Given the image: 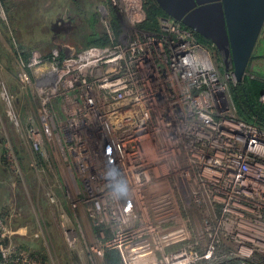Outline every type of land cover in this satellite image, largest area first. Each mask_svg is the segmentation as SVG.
<instances>
[{"label": "built area", "instance_id": "2783aa9c", "mask_svg": "<svg viewBox=\"0 0 264 264\" xmlns=\"http://www.w3.org/2000/svg\"><path fill=\"white\" fill-rule=\"evenodd\" d=\"M147 1L107 0L99 9L106 45L44 61L38 92L60 112L45 113L27 138L38 150L51 128L70 176L71 212L85 206L97 231L92 257L264 264V130L239 118L231 72H220L191 31L166 17L158 32L138 35ZM108 166L127 179L128 199L110 198ZM57 220L72 236L67 217ZM15 235L0 212V264H42Z\"/></svg>", "mask_w": 264, "mask_h": 264}, {"label": "rangeland", "instance_id": "374dc122", "mask_svg": "<svg viewBox=\"0 0 264 264\" xmlns=\"http://www.w3.org/2000/svg\"><path fill=\"white\" fill-rule=\"evenodd\" d=\"M106 1L0 0V212L7 216L11 228L19 231L13 239L39 255L42 264H108L105 254L96 258L88 253L87 247L97 239L87 208L82 206L71 212V200L64 196L70 176L51 128L40 130L38 150L27 138L30 127L42 126L45 113L60 112L56 101H46L38 92L43 84L42 64L93 46L103 35L107 44L99 11ZM59 20L74 26L68 36L57 37L61 45L70 44V54L63 55L51 42V26ZM113 23L119 32L116 13ZM144 24L137 28L138 35L149 31ZM257 44L246 75L264 82V56L261 59L259 55L264 27ZM60 93L57 87L56 94ZM262 93L264 89L257 100L264 105L260 102ZM256 120L252 118L253 123ZM48 192L56 196L55 206L49 204ZM60 213L67 217L72 236L65 238L59 229ZM108 235L105 233L104 237ZM116 254L119 260L115 264H122ZM113 263L112 260L109 264Z\"/></svg>", "mask_w": 264, "mask_h": 264}, {"label": "water", "instance_id": "95a60500", "mask_svg": "<svg viewBox=\"0 0 264 264\" xmlns=\"http://www.w3.org/2000/svg\"><path fill=\"white\" fill-rule=\"evenodd\" d=\"M154 2L168 18L210 41L233 82L243 81L264 27V0ZM58 23L63 22L59 20L54 25Z\"/></svg>", "mask_w": 264, "mask_h": 264}, {"label": "trees", "instance_id": "16d2710c", "mask_svg": "<svg viewBox=\"0 0 264 264\" xmlns=\"http://www.w3.org/2000/svg\"><path fill=\"white\" fill-rule=\"evenodd\" d=\"M145 13H146V21L143 23L144 28L149 30L148 32H158V20L161 18H166L167 16L159 9L154 0H148L144 5ZM142 26V25H141ZM190 31V30H189ZM196 40L208 47L216 60V64L221 73L224 74V67L221 63V60L218 56V53L214 47V45L208 41L200 37L198 34L191 31ZM99 40H96L93 46H103L106 45V41L103 36H100ZM60 59V58H58ZM252 59V58H251ZM251 61V60H250ZM264 89V82L258 79H249L247 75H245L243 81L239 84H235L229 82V90L232 97L233 104L236 107L237 114L240 119L244 120L249 124H255L259 126V129L264 130V105L258 103V97L261 91ZM252 118H257V123L252 122ZM254 125V126H255ZM24 247L28 249L25 245ZM29 250V249H28ZM105 259L108 264L114 261L113 264L118 262L119 258L116 252L110 251L105 253ZM116 259V261H115ZM207 264H236L230 261L224 262H213Z\"/></svg>", "mask_w": 264, "mask_h": 264}, {"label": "clouds", "instance_id": "9594fccd", "mask_svg": "<svg viewBox=\"0 0 264 264\" xmlns=\"http://www.w3.org/2000/svg\"><path fill=\"white\" fill-rule=\"evenodd\" d=\"M103 178L107 181L111 199L120 201L129 198L131 191L129 183L117 167H106L103 171Z\"/></svg>", "mask_w": 264, "mask_h": 264}, {"label": "flooded vegetation", "instance_id": "af4514ba", "mask_svg": "<svg viewBox=\"0 0 264 264\" xmlns=\"http://www.w3.org/2000/svg\"><path fill=\"white\" fill-rule=\"evenodd\" d=\"M72 26L73 25L70 24V23H59L58 25H52L51 26V32H52V35H53V38H52L51 42L55 46V49L57 51L62 49V45L60 44V42L57 39L58 35H62L63 34V37H65L66 35L68 36V34H70L72 32V28L74 27V26L73 27ZM62 52H63V54H65L66 50L62 49ZM247 70H248V68H247ZM262 95H263V93H262Z\"/></svg>", "mask_w": 264, "mask_h": 264}, {"label": "crops", "instance_id": "0c3cea01", "mask_svg": "<svg viewBox=\"0 0 264 264\" xmlns=\"http://www.w3.org/2000/svg\"><path fill=\"white\" fill-rule=\"evenodd\" d=\"M258 43V42H257ZM258 44H256V46H257ZM262 47V48H261ZM260 47V50H259V55L261 56L260 58L262 59L263 58V56H264V44H263V46H261ZM256 48V47H255ZM62 49H64V50H66V53L65 54H68L70 51H72L71 49H72V47L70 46V44H64V45H62ZM62 49H60L59 51H60V53L62 52ZM81 50V49H80ZM63 53V52H62ZM65 54H63V55H65ZM70 54V53H69ZM65 57H67L66 55H65Z\"/></svg>", "mask_w": 264, "mask_h": 264}]
</instances>
